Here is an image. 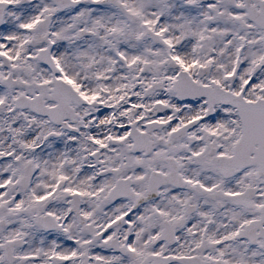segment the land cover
Masks as SVG:
<instances>
[{
	"label": "snow or ice",
	"instance_id": "1",
	"mask_svg": "<svg viewBox=\"0 0 264 264\" xmlns=\"http://www.w3.org/2000/svg\"><path fill=\"white\" fill-rule=\"evenodd\" d=\"M0 264H264V0H0Z\"/></svg>",
	"mask_w": 264,
	"mask_h": 264
}]
</instances>
